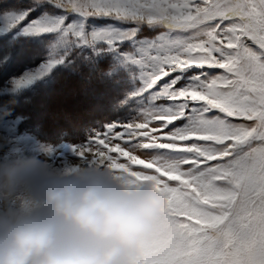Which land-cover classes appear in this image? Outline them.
I'll list each match as a JSON object with an SVG mask.
<instances>
[{
	"label": "snow or ice",
	"instance_id": "snow-or-ice-1",
	"mask_svg": "<svg viewBox=\"0 0 264 264\" xmlns=\"http://www.w3.org/2000/svg\"><path fill=\"white\" fill-rule=\"evenodd\" d=\"M49 2L133 25L91 33L109 44L135 39L145 26L129 19L124 0ZM185 7L171 26H146L158 34L133 60L143 68L141 111L74 151L154 181L187 239L189 264H264V0H186ZM55 26L85 35L64 17ZM32 30L52 29L36 21Z\"/></svg>",
	"mask_w": 264,
	"mask_h": 264
},
{
	"label": "clouds",
	"instance_id": "clouds-1",
	"mask_svg": "<svg viewBox=\"0 0 264 264\" xmlns=\"http://www.w3.org/2000/svg\"><path fill=\"white\" fill-rule=\"evenodd\" d=\"M67 7L66 0H56ZM186 0H124L129 19L168 27ZM92 14H95L94 12ZM191 251L151 180L99 155L63 168L0 155V264H189Z\"/></svg>",
	"mask_w": 264,
	"mask_h": 264
},
{
	"label": "rangeland",
	"instance_id": "rangeland-1",
	"mask_svg": "<svg viewBox=\"0 0 264 264\" xmlns=\"http://www.w3.org/2000/svg\"><path fill=\"white\" fill-rule=\"evenodd\" d=\"M60 17L66 26L82 24L84 37L67 27L57 28ZM36 21L52 30H32ZM131 27L82 17L49 0H0V155H34L63 168L82 160L75 148L135 117L144 104L143 96L137 95L143 87V68L133 60L141 55V42L158 32L141 26L135 39L112 44L91 38L96 31ZM88 118L91 125L84 122ZM66 124L79 129L80 136L61 137L58 132L63 133Z\"/></svg>",
	"mask_w": 264,
	"mask_h": 264
},
{
	"label": "trees",
	"instance_id": "trees-1",
	"mask_svg": "<svg viewBox=\"0 0 264 264\" xmlns=\"http://www.w3.org/2000/svg\"><path fill=\"white\" fill-rule=\"evenodd\" d=\"M49 88H50L51 91H52V85L49 86ZM70 118H71V117H70ZM30 119H31V118H30ZM30 119H29V120H30ZM89 119H90V118L85 119L84 122H87L88 125H91L92 123H91V121H90V122L88 121ZM35 122H36V121H35ZM35 122H33L32 119L30 120V123H31V124H33V125H37V123H35ZM76 124H83V121L80 122V123L78 122V123H76ZM87 124H86V125H87ZM61 127H63V126H61ZM65 127H66V129H65V128H62L63 133L58 132V134L61 135V137H62V136H74V135H77L76 137L80 136L79 134H80L81 132L79 133V129H78V131H77L76 128H75V126L66 124Z\"/></svg>",
	"mask_w": 264,
	"mask_h": 264
}]
</instances>
